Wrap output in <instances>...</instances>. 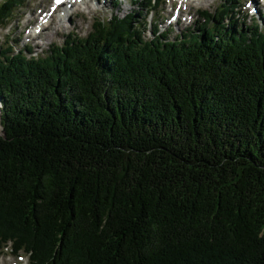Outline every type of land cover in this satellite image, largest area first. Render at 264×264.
<instances>
[{
  "label": "trees",
  "instance_id": "1",
  "mask_svg": "<svg viewBox=\"0 0 264 264\" xmlns=\"http://www.w3.org/2000/svg\"><path fill=\"white\" fill-rule=\"evenodd\" d=\"M217 11L169 40L130 14L44 56L0 47V250L264 264V29Z\"/></svg>",
  "mask_w": 264,
  "mask_h": 264
},
{
  "label": "rangeland",
  "instance_id": "2",
  "mask_svg": "<svg viewBox=\"0 0 264 264\" xmlns=\"http://www.w3.org/2000/svg\"><path fill=\"white\" fill-rule=\"evenodd\" d=\"M7 1L0 0V8ZM97 1L100 3L99 5H106V7H97L93 11L87 8L85 4L84 6L78 5L76 11L72 7L70 17L65 18L58 25L56 23L57 16H55L56 18L51 21L48 28L46 27L38 35L39 37L35 38L37 41L33 42L29 35L31 33L36 34V26L30 24V22H35L31 12L36 10L37 16L41 17L42 13H47L48 9L53 11V8H58V5L55 0H22L20 4L15 5L11 12L10 19L7 21L9 25L0 29V47L5 48L7 43L11 41L14 43L13 48L17 50L25 46L30 47V53L29 51L26 52L29 56H44L54 46L63 45L69 35L74 38H86L94 30L95 22L107 21L115 15L124 17L133 14V25L139 26L146 38H152V31L154 30L159 31V33L165 32V40L176 38L181 32L194 28V24L200 26L199 22L204 23L206 21L208 15L206 11L214 14L218 12L217 10H226L222 17V22L225 25L230 23V25L239 26L244 22L245 27L248 26L253 29V24L258 22L260 28L264 29V19L259 16L260 12H264L262 0H257V6L259 4L261 6L259 12L254 14L250 8L253 3L251 2V5L248 6L250 0H235V5H225L224 7L222 5H224L225 0H200L202 3L199 5L192 0L190 8L186 4H181V0H160V2L159 0H151V4L145 3L146 0H117L116 2L115 0H92L91 2L95 5ZM153 7L156 9L153 10ZM138 11L141 13H137ZM42 19L48 20L44 17ZM155 21H157L156 24ZM0 264H30V262L27 257L19 258L5 249L0 250Z\"/></svg>",
  "mask_w": 264,
  "mask_h": 264
},
{
  "label": "bare ground",
  "instance_id": "3",
  "mask_svg": "<svg viewBox=\"0 0 264 264\" xmlns=\"http://www.w3.org/2000/svg\"><path fill=\"white\" fill-rule=\"evenodd\" d=\"M67 1V3H68V5L69 6H71L70 8H77V0H66ZM92 0H84L81 4H85L86 5V7L87 8H89L90 9V2H91ZM107 1V0H106ZM185 2H186V4H187V6H191L192 5V0H184ZM195 2H196V4L197 5H199V4H201L202 2L200 1V0H194ZM251 2L253 3V5H252V7H256L257 6V4H258V1L257 0H251ZM98 4V3H97ZM96 4H95V8H94V10L95 9H97L96 8ZM106 6V5H105ZM104 5H99L98 7H100V8H103V7H105ZM45 11V10H44ZM65 12H67V15H65V13L64 12H62V8L60 9V13L57 15V24L59 25L66 17H69V10L68 9H65ZM31 14H33V18H35V22L34 23H32V22H30V24H33L34 26H36V28H35V32H36V34H33V33H31L30 35H29V38H31L32 40H33V42H36L37 40L35 39V38H38L39 36V34H41L42 33V31L47 27L48 28V26H49V24L51 23V21L54 19V18H56L55 17V15H52V14H49V11L47 10V13H42V15H41V17H38L37 16V14H36V10L34 11V12H31ZM43 14H46L45 16H46V18H48V20H47V22H45L43 19H42V17H43ZM32 18V19H33ZM31 20V19H30ZM264 22V21H263ZM38 30H40V31H38ZM38 31V32H37ZM1 108V107H0Z\"/></svg>",
  "mask_w": 264,
  "mask_h": 264
},
{
  "label": "snow or ice",
  "instance_id": "4",
  "mask_svg": "<svg viewBox=\"0 0 264 264\" xmlns=\"http://www.w3.org/2000/svg\"><path fill=\"white\" fill-rule=\"evenodd\" d=\"M62 2V0H56V3L57 4H59V3H61Z\"/></svg>",
  "mask_w": 264,
  "mask_h": 264
},
{
  "label": "water",
  "instance_id": "5",
  "mask_svg": "<svg viewBox=\"0 0 264 264\" xmlns=\"http://www.w3.org/2000/svg\"><path fill=\"white\" fill-rule=\"evenodd\" d=\"M4 134V133H3Z\"/></svg>",
  "mask_w": 264,
  "mask_h": 264
}]
</instances>
